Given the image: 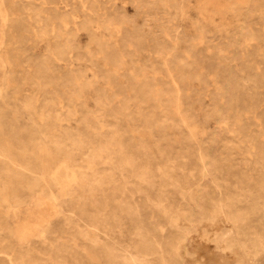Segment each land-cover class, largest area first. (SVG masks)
Wrapping results in <instances>:
<instances>
[{"label":"rangeland","instance_id":"1","mask_svg":"<svg viewBox=\"0 0 264 264\" xmlns=\"http://www.w3.org/2000/svg\"><path fill=\"white\" fill-rule=\"evenodd\" d=\"M0 264H264V0H0Z\"/></svg>","mask_w":264,"mask_h":264},{"label":"bare ground","instance_id":"2","mask_svg":"<svg viewBox=\"0 0 264 264\" xmlns=\"http://www.w3.org/2000/svg\"><path fill=\"white\" fill-rule=\"evenodd\" d=\"M144 2V1H143ZM145 5V4H144ZM18 7V6H17ZM84 9V8H83ZM19 20V19H18ZM17 21V20H16ZM21 21V20H20ZM19 21V22H20ZM24 33H26V32H24ZM4 34H6V33H4ZM158 45V44H157ZM165 45H166V43H165ZM53 57V56H52ZM2 159V158H1ZM7 160V159H6ZM9 162V161H8ZM13 164V163H12ZM22 169V168H21ZM23 170H25V169H23ZM79 181V180H78ZM120 191V190H119ZM83 225H84V223H83ZM103 231H105V229L103 230ZM101 234V233H100ZM103 234V233H102ZM104 235V234H103ZM107 236V235H106ZM223 237V236H222ZM108 238V237H107ZM106 238V239H107ZM112 240H113V238H112ZM111 240V241H112ZM114 243V242H113ZM114 245H116V244H114ZM121 248V247H120ZM124 248V247H123ZM24 249V248H23ZM112 250H113V248H111ZM104 251H106V250H104ZM110 251V250H109ZM113 253V252H112ZM138 253V252H137ZM132 254V253H131ZM135 254V253H134ZM137 255V254H136ZM138 255H139V253H138ZM6 256V255H5ZM123 257H125V256H123ZM117 258V257H116ZM188 260V259H187ZM10 261V260H9ZM118 261V260H117ZM71 263V262H70Z\"/></svg>","mask_w":264,"mask_h":264}]
</instances>
